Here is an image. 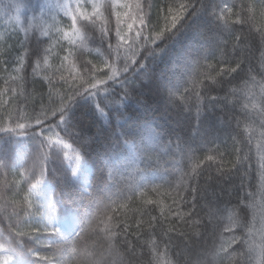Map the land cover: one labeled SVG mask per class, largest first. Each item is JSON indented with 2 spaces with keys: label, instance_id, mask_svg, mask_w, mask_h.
<instances>
[{
  "label": "snow or ice",
  "instance_id": "1",
  "mask_svg": "<svg viewBox=\"0 0 264 264\" xmlns=\"http://www.w3.org/2000/svg\"><path fill=\"white\" fill-rule=\"evenodd\" d=\"M23 8H29L34 13L25 18L27 27L20 18ZM151 8L152 5L145 4L144 0H75L74 5L53 4L50 0H36L35 3L0 0V15L8 17L9 23L15 20L13 33L23 32L26 38L18 41L19 49L10 46L0 50V55L7 56V59L0 61L4 65V71L7 72L11 64L14 65L12 71L15 73L24 72L34 57L32 73L35 75L41 66V60L44 66H49L51 57L59 63L56 71L50 76L46 75L44 80L53 90L57 86L60 88L55 94L53 91L48 92L47 102H44L42 95L39 108L35 102L29 106V97L23 92L17 93L14 87L8 90L12 95L7 100L0 101V108L3 109V114H0V170L5 175L11 171L17 177L11 186L7 183L0 185V215L8 222V228L0 230V264H108L105 256L111 258L110 264H125V255L135 251L130 237L135 236L137 240H142L144 235L149 237L144 243L152 254L151 264H171L170 261L163 260V257L166 256L173 239L171 233L180 237L186 236V233L178 230L179 224L194 227L197 239L203 236L200 232L202 218L193 219L198 191L193 179L200 175L202 167L211 166L216 161L214 155H205L203 159L192 162L196 153L203 148L189 144L174 131L169 132V139L161 152L167 154L166 150L170 149L174 157L177 154L181 158L187 157L191 162L190 169L185 170L174 185H170L168 195L171 204L168 205L167 215L161 208L162 219L155 215L144 219L150 215L148 210L137 208L135 212L138 215L134 214L135 223L132 224L127 216L123 220L118 218V207L109 209L105 206L101 212L100 201L95 192L80 190L79 180L84 178L87 183L90 173L89 163L92 162L94 140L85 137L80 129L75 128L72 120L76 109L85 108L109 122L115 114L118 121L116 130L101 146V151L96 153L104 161L99 166L96 181L98 184L104 182L106 168L109 169L108 176L111 178V169L125 149L141 155L144 167L140 169L137 164V170L167 168L168 162H161L160 152L154 153L145 144L144 125L125 114L124 110L127 109L130 98L141 95L138 91L139 85H131L129 74H143L141 84L150 80L151 76L144 71L148 68L149 61L163 59L181 43V37L187 30V19L206 15L212 25L230 37L236 24L252 25L257 15L264 17V0H249L247 4H237L235 0L231 4L228 0H165L157 10L155 22L152 20ZM12 11L15 12L14 17L9 15ZM56 12H62L70 24L55 27V35H51L49 31L53 25L44 28L40 36L47 38V47L43 46L45 41L40 37L27 39L34 27V21L45 24L47 18L51 17L54 25H58L60 21L56 18ZM232 16H235V20L230 23ZM249 32H252L251 28ZM255 34L259 36L260 44L264 45V29L256 28ZM245 39L239 33L235 35L233 54L237 51H249L240 48ZM252 40H255V36H252ZM64 42H67L68 47H65ZM88 43L96 45L99 52L93 59L87 58L90 52ZM227 43L225 39L222 55H227ZM13 51L16 53L14 58ZM179 55L183 63L174 62V71L185 72L193 64L195 69L203 68L204 71L188 72L189 79L183 85L165 89L171 107L181 112H191L192 105L185 106L182 103L190 95L194 94L199 100L205 89L222 84L223 77L230 76L235 79L243 73L247 77L243 83L248 91L245 92L247 99L240 106V113L246 121L258 122L260 141L256 147L264 150V51L261 52L260 81L253 74L256 69L249 56H241L235 61L234 67L227 60L221 59L218 62L220 71L213 75L215 66L208 63V60L214 53L205 50L195 61L190 48L182 49ZM201 59L203 64L200 63ZM246 63L247 71L244 67ZM77 65L80 68L79 73ZM11 80L13 83L21 81V88L24 87L25 76L12 75ZM189 83L191 87L186 86ZM250 85H258L259 93L252 92ZM7 94V91L3 93ZM216 99L217 97H210L211 101ZM13 101H16V107L9 111ZM200 108L199 104L196 105L197 124L200 121ZM240 127L241 119L238 116L232 138L242 145L239 139L243 135ZM152 132L157 141L165 135L155 129ZM252 139L251 136L247 138L248 145L252 144ZM73 144L78 146L73 147ZM250 151V148L245 150L243 146L237 147L235 163L227 170L239 173L244 169L241 175V191L252 186L248 183L253 171L249 163ZM223 155L220 154L221 159ZM17 157L19 166L12 163ZM25 158L33 161L30 168L26 166ZM245 164L248 165L246 168ZM218 170L221 175L225 174L224 169ZM256 174L259 180L255 191H247L245 195L238 196L239 202L234 209L227 205L214 210L209 208V223L214 219L221 221L224 213H228L229 223L224 225V231L233 233L231 244L240 247L239 251L233 250L229 254L228 248L216 246L213 239L215 233L209 234L205 243H212L209 249L212 264H227L221 258V253L227 255L228 261H236V264H264V155L260 157ZM10 187L16 189L11 199L6 195ZM126 199L131 202L133 196L129 195ZM65 201L68 202L70 210L58 215L57 206L63 205ZM155 203L152 199L144 201L147 205ZM73 205L77 207L71 208ZM79 207H83L84 211L80 212ZM94 207L96 211H92ZM258 213L259 227L256 226ZM164 224L168 226L162 228L158 240L156 230ZM236 230H239V235L235 234ZM121 237L122 242L127 245L123 251L118 246ZM160 242L164 243L163 253L159 251ZM97 246L102 249L99 256L90 251V248Z\"/></svg>",
  "mask_w": 264,
  "mask_h": 264
},
{
  "label": "trees",
  "instance_id": "2",
  "mask_svg": "<svg viewBox=\"0 0 264 264\" xmlns=\"http://www.w3.org/2000/svg\"><path fill=\"white\" fill-rule=\"evenodd\" d=\"M23 3H35L36 0H21ZM51 3H72L74 5L75 0H50ZM145 4H151V15L152 20L155 22L158 8L165 3V0H144ZM220 2V0H216ZM231 4L234 0H228ZM249 0H235V3L247 4ZM90 7V6H89ZM147 11V8L145 9ZM34 13L29 8H23L20 13L21 22L27 27L26 17L32 16ZM10 16L14 17L15 12L9 13ZM56 18L60 23L54 25L51 17H48L45 24H41L40 21H34V27L29 32L27 39L31 40L33 37H40L45 41L44 47L48 46L46 37L40 36V32L53 25L49 31L51 35H55V27H64L70 24V21L63 17L62 12L55 13ZM235 20V16L230 17L229 22ZM187 30L181 37V43L175 46L163 59L155 62L149 61L147 71L151 76L150 80H147L141 84L143 74L136 76L133 73L129 74V79L132 86L139 85L138 91L141 93L139 96L131 97L128 101V107L125 109V114L132 116L134 119L140 121L144 125V137L145 144L153 149L154 153L160 152V159L163 163L167 161V168H156L148 171L137 170V164L139 168L143 169L144 165L141 162V155L139 153L134 154L131 150L125 149L120 159L116 161L112 167L113 175L111 178L108 176L109 169L104 170V182L97 183V176L99 175V166L104 163L103 159L98 158L96 153L101 151V146L107 142V138L111 133L116 130L118 121L115 114L112 116L111 122L105 119L98 118L91 110L85 108H78L75 110V115L72 120V125L80 129L85 137H91L94 140L92 148V162L89 163V176L87 177V183L85 179L79 180L80 190L83 191H94L97 199L100 201L101 212L104 211L105 206L109 209L119 208V219L123 220L127 216L129 222L134 224L133 219L137 208L147 209L149 214L144 219H150L151 215H155L162 219L160 209H164L165 215H167L168 205L171 204V199L168 195L170 185H174L181 177L185 170L190 169L191 162L187 157L181 158L179 154L175 157L171 154V150H166L167 154L161 152L164 145L169 139L168 133L175 132L180 135L189 144L202 147L203 150L196 153L193 157V161L203 159L205 155H214L216 161L211 166H204L200 169V175L193 179V183L197 186L198 191L196 194V206L194 209L193 219L196 217L202 218L203 223L200 226V232L203 236L197 239L194 235L196 229L189 227L183 223L179 224L178 230H182L186 233L185 237H180L176 233H171L173 239L169 245L166 256L163 260L170 261L171 264H212V257L209 255V249L212 247V243H205V239L211 233H215L213 237L217 247L223 246L229 249V254L235 250L239 251L240 247L237 244H231V236L233 233L225 232L224 225L229 223L227 219L228 213H224V218L221 221L212 220L209 223V216L207 215L209 208L213 210L217 207L224 208L225 205L230 209H234L235 205L239 202L238 196H243L247 191H255V185L258 183V176L256 170L259 168L260 157L264 155V150H258L256 145L260 141L258 122L246 121L240 113V106L246 102L247 97L245 92L248 91L243 83L246 76L242 73L241 76L232 79L230 76L223 77L222 84H216L212 88L204 90L203 96L197 100L195 95H190L182 103L187 106L192 105L191 112H181L171 107L168 98V92L165 90L169 87L183 85L185 80L189 79L188 72L195 71L196 73L204 71L203 68L195 69L193 64L187 68L185 72L174 71L173 63L180 62L183 60L179 53L184 48L191 49V56L193 61L200 58L205 50L214 53L213 57H210L208 63L215 66V75L220 71L219 61L221 59L227 60L231 66H235V61L241 56H249L253 67L256 72V80L260 81L261 76L259 74L260 63H261V52L264 51V45L259 42V36L255 34L256 28L264 29V17L257 15L254 24L249 25H235V30L229 37L226 32L218 30L214 25L209 22L206 15L195 16L191 19L186 20ZM15 20L11 23L8 22V17L0 15V50L14 46L15 49H19V40L26 39L23 32L13 33V27ZM114 27V20H113ZM252 32H249V29ZM239 33L242 37H245V41L240 45L241 49H249V51H237L233 54V46L235 44V35ZM252 36H255V40H252ZM227 39V55H222L224 49V41ZM65 47H68L67 42H64ZM90 52L87 54L88 59H93L99 52L96 45L88 43ZM15 51L12 56L14 58ZM64 55V53H61ZM7 59L6 55H0V61ZM35 63V58L31 59V63L25 69L24 72L15 73L12 71L14 65H9V70L4 71V65L0 63V101L7 100L12 95L11 88H16L17 93H25L29 99V106L35 102L37 108L41 104V96L43 95L44 102H47V94L49 91L55 92L60 91L59 86L55 90L44 80L46 75H51L56 71V65L59 61L50 57L49 66H44L41 60V66L37 69V74L32 73V65ZM200 63L204 61L201 59ZM103 67V65H101ZM245 71H247V63L245 64ZM80 72L79 65H77V73ZM12 75L25 76L23 82L24 87L21 88V81L13 83L11 80ZM234 75V74H233ZM55 83V81H54ZM191 87L189 83L186 85ZM251 91L259 93L258 85H250ZM199 90V89H197ZM235 90V91H234ZM8 92L7 95L3 93ZM180 91H183V86L180 87ZM210 97H217L215 101H211ZM227 97V99H225ZM58 99V97H57ZM200 105V121L197 124L196 119V105ZM235 104V107H234ZM16 107V101H13L9 111ZM251 110V106H249ZM31 110V107L29 108ZM0 114H3V109L0 108ZM241 119L240 131L243 133L239 139L242 141V145L237 144L233 140V135L236 131L237 117ZM247 128V131L244 129ZM164 132L165 135L157 141L152 130ZM251 136L252 144L248 145L247 138ZM55 137H53L54 139ZM24 139V138H20ZM69 143H72L70 139L65 137ZM173 143L175 138L173 137ZM78 144H73V147H77ZM243 146L245 150L251 149L249 152L250 161L253 171L251 172V179L248 181L252 186L241 191V172H228L227 170L232 167L235 163L236 148ZM223 153V158H220V154ZM62 155V153H61ZM13 164L19 166V157H17ZM33 161L25 158V164L27 167L32 166ZM67 163V162H65ZM248 165L245 164V168ZM50 167H52L50 165ZM218 169H224L225 174L221 175ZM95 173V175H93ZM17 179L13 176L11 171L5 175L3 170H0V185L7 183L9 186L12 182ZM16 189L10 187V190L6 192L9 199L13 197ZM174 194V193H173ZM20 195H23V191H20ZM132 195L133 200L130 202L126 198ZM147 199L156 201L153 205L144 204ZM189 200L191 196L189 195ZM113 201L115 202L113 204ZM87 203V201H82ZM2 203V201H0ZM123 205H127L124 207ZM76 205L71 208H76ZM70 210V206L67 201L63 205L57 206V214L62 215ZM80 212L84 211L83 207H79ZM92 211H96L95 207ZM187 211V209H185ZM247 211V210H246ZM250 218V216H249ZM175 223V221H172ZM15 223V219H13ZM167 224L162 225L156 230V236L159 240L162 228L167 227ZM257 227H259V213L257 214ZM8 228V222L3 219L0 215V230H6ZM135 230V229H134ZM236 235H239V230L235 231ZM134 242L135 251L128 252L125 255V264H151L152 254L148 249L144 241L148 240L147 235L143 236L142 240H137L135 236L130 237ZM123 237L118 241V246L123 251L127 245L123 242ZM159 251L163 253L164 243L158 244ZM90 251L99 256L102 249L97 246L90 248ZM221 258L227 264H236V261H228L227 255L221 253ZM110 257L105 256V260L110 264ZM238 259V258H237Z\"/></svg>",
  "mask_w": 264,
  "mask_h": 264
}]
</instances>
